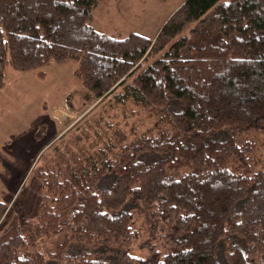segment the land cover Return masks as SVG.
Here are the masks:
<instances>
[{"label":"trees","instance_id":"obj_1","mask_svg":"<svg viewBox=\"0 0 264 264\" xmlns=\"http://www.w3.org/2000/svg\"><path fill=\"white\" fill-rule=\"evenodd\" d=\"M99 1L0 0V89L73 59L103 106L0 201V264H264V0H182L156 38L98 30Z\"/></svg>","mask_w":264,"mask_h":264},{"label":"rangeland","instance_id":"obj_2","mask_svg":"<svg viewBox=\"0 0 264 264\" xmlns=\"http://www.w3.org/2000/svg\"><path fill=\"white\" fill-rule=\"evenodd\" d=\"M181 1L100 0L91 23L115 36L136 31L156 38ZM77 66L78 62L73 59L53 62L43 68L44 76L38 70L7 68L6 85L0 89V201L11 205L34 174L49 165L48 160L57 161L53 157L56 144L64 148L71 137L81 132L84 117L97 116L102 109V103L95 105L98 100L88 98L86 89L76 78ZM60 107L67 112L63 122L54 115ZM133 110L136 108L131 106L130 111ZM120 113L116 121L127 132L137 126L144 128L151 121L143 112H127L130 115L127 119ZM249 136L260 141L264 139V131H251ZM256 158L254 168H264V143L258 145ZM59 240V236L46 240V248H53ZM74 248L75 252L89 249L84 245Z\"/></svg>","mask_w":264,"mask_h":264},{"label":"crops","instance_id":"obj_3","mask_svg":"<svg viewBox=\"0 0 264 264\" xmlns=\"http://www.w3.org/2000/svg\"><path fill=\"white\" fill-rule=\"evenodd\" d=\"M94 19V17H93ZM93 24V23H92ZM56 111V110H55ZM57 112H59V114H57ZM57 112H54V115L56 116V118L60 121V122H63V117L64 115L67 113L66 110L63 108V107H60V109L57 111ZM63 115V116H62Z\"/></svg>","mask_w":264,"mask_h":264}]
</instances>
